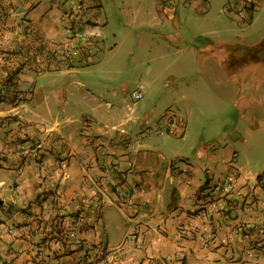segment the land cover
<instances>
[{
  "label": "crops",
  "instance_id": "crops-1",
  "mask_svg": "<svg viewBox=\"0 0 264 264\" xmlns=\"http://www.w3.org/2000/svg\"><path fill=\"white\" fill-rule=\"evenodd\" d=\"M162 3L152 0L143 8V0H0V62L16 91L27 95L24 111L36 101L41 72L78 77L91 68L102 78L104 67L107 74L119 68L105 64L110 35L116 41L135 35L139 45L145 35L144 49H156L153 29L175 20L169 16L174 8ZM226 3L232 12L241 4ZM250 7L248 27L260 9ZM199 37L191 51L213 55L220 67L251 53L246 46L234 53L239 39L212 44ZM258 60L263 66L264 58ZM67 81L69 91L66 83L64 89L52 85L53 103L41 98L44 111L34 127L0 129V163L19 167L6 184H17L21 196H44L38 207L30 206L33 238L32 219L40 214L48 220V238L61 229L79 257L100 246L139 264H264V188L257 185L264 159L256 163L240 142L264 123L260 96L238 94L231 111L222 107L223 97L209 108L203 98L172 94V110L159 109L164 114L158 117L154 107L134 121L137 106L125 113L104 80ZM55 110L57 119L50 120ZM231 116L237 120L229 122ZM156 117V128L147 127ZM240 118L249 127L240 128Z\"/></svg>",
  "mask_w": 264,
  "mask_h": 264
},
{
  "label": "rangeland",
  "instance_id": "rangeland-1",
  "mask_svg": "<svg viewBox=\"0 0 264 264\" xmlns=\"http://www.w3.org/2000/svg\"><path fill=\"white\" fill-rule=\"evenodd\" d=\"M151 1L143 0V8L147 5L149 7ZM243 1H240L239 7L236 4L237 12L236 10L232 12V5H228L226 0H181L180 2L179 0H162L167 10L174 8L175 13H169V16L173 14L175 20L153 29L156 34L154 43L158 46L156 49H144L143 46L148 48L149 44V39L145 35H142L140 45L135 35L128 38L120 36L117 41L112 40L110 35L105 41L107 51L105 64L109 67L119 65V68H114L108 72L110 74H107L105 72L107 68L104 67L102 78L92 76L91 68L83 70L84 74L78 77L66 75L59 77L58 73L43 74L41 72L35 80V87L39 90L35 96L36 101L32 102L33 105L28 104L25 111L24 103L27 95L16 91L14 80H10L9 71L3 62H0L2 67L0 68V129L8 128L10 125L16 128H25L26 125L34 127L35 123H39V115L44 111L41 108L44 100H49V103L54 102L52 85L55 86L57 83L64 89L66 87L64 83L68 82L67 80L82 79L93 80V82L104 80L115 92L116 100L121 103L123 111L127 114L135 104L137 109L132 115L134 121H143L145 119L143 111L147 112L154 107L158 117L164 114V112L159 113V109L168 107L167 109L172 110L169 98L172 94L178 93L203 98L209 104V108L213 106L216 96L223 97L222 107L225 110H231L229 105L238 94L247 96L252 94L262 98L263 105L258 111L264 112V64L259 66L256 62L264 58V0L261 5L257 0ZM251 4L259 5L260 9L252 12L253 22L248 27L251 12L246 7ZM202 34L208 37L212 44L213 41L218 40L231 42L239 39L240 45L235 46L234 53L242 54L245 46L252 47L251 53L237 63L220 67L217 58L213 55L202 57L198 52L191 51L190 46L197 45L199 36ZM260 41L263 43L262 46ZM134 46L135 49H133ZM114 47L117 53L114 50L110 52L111 49H115ZM236 65L240 68L235 69ZM15 71L18 73L20 68ZM254 82L256 84L253 87L249 86L248 83ZM66 85L67 91L72 89L70 84L66 83ZM98 88L107 90L103 84L99 83ZM134 91L141 94L139 100L132 99L131 94ZM158 98L159 101H156ZM108 101L113 104L112 100ZM209 114H211L210 111ZM227 114L226 111L225 115ZM231 114L235 116L237 112ZM57 116V111H53L50 120L57 119ZM158 117L149 123L146 122L147 124L144 122L143 125L146 124L147 127L155 129ZM234 118L237 120L236 117ZM234 118L231 116L229 122ZM239 121L240 128L249 127L245 119L240 118ZM135 125L134 122L131 125L134 130ZM260 125V127L251 128L252 138H248L249 135L245 134L243 136L245 138H242L240 142L246 144L244 149L248 150L247 156L250 155L256 163L262 164L261 160L264 158L260 159V157L264 155V128L261 127H264V123ZM22 142L25 141L22 140ZM244 157L246 155L241 150L240 160L245 161ZM18 168V166L5 167L0 163V264H139L137 260L126 261L117 253L101 251L100 246L90 247L93 254L75 256L74 240L67 235L65 238L61 229H56L55 234L48 238L49 235L45 229L48 220L43 219L40 214L39 219H35L36 216L32 219V222H36L33 238L27 230L30 223L28 221L31 215L30 206L38 207L44 201V196L43 194H39L36 198L21 196L20 192L15 191L17 184L14 182L6 184L9 174L14 176L13 173L18 171Z\"/></svg>",
  "mask_w": 264,
  "mask_h": 264
},
{
  "label": "built area",
  "instance_id": "built-area-1",
  "mask_svg": "<svg viewBox=\"0 0 264 264\" xmlns=\"http://www.w3.org/2000/svg\"><path fill=\"white\" fill-rule=\"evenodd\" d=\"M77 35H78V34H77ZM131 97H132L133 100H139V99L141 98V94H140L138 91H134V92H132ZM257 185H258L259 187H263V186H264V176L260 177V178L257 180ZM223 189L225 190V188H223ZM131 190L133 191L134 188L131 187ZM75 243L78 244L77 241H75Z\"/></svg>",
  "mask_w": 264,
  "mask_h": 264
},
{
  "label": "trees",
  "instance_id": "trees-1",
  "mask_svg": "<svg viewBox=\"0 0 264 264\" xmlns=\"http://www.w3.org/2000/svg\"><path fill=\"white\" fill-rule=\"evenodd\" d=\"M239 1H241V2H244L243 0H239ZM247 9H250L251 7L250 6H248V7H246ZM263 188H264V186H263Z\"/></svg>",
  "mask_w": 264,
  "mask_h": 264
}]
</instances>
